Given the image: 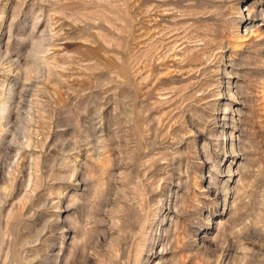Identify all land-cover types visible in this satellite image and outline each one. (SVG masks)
I'll use <instances>...</instances> for the list:
<instances>
[{"label": "rangeland", "instance_id": "374dc122", "mask_svg": "<svg viewBox=\"0 0 264 264\" xmlns=\"http://www.w3.org/2000/svg\"><path fill=\"white\" fill-rule=\"evenodd\" d=\"M0 264H264V0H0Z\"/></svg>", "mask_w": 264, "mask_h": 264}]
</instances>
